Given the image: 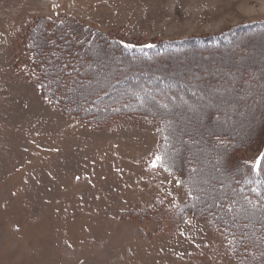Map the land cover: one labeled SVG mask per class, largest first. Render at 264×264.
<instances>
[{
  "label": "rangeland",
  "instance_id": "obj_1",
  "mask_svg": "<svg viewBox=\"0 0 264 264\" xmlns=\"http://www.w3.org/2000/svg\"><path fill=\"white\" fill-rule=\"evenodd\" d=\"M60 15L146 42L217 35L264 20V0H0V264H234L221 233L200 216L177 213L182 185L151 157L156 120L130 117L110 127L83 126L50 105L26 78L21 35L37 17ZM81 36L85 51L78 60H90L92 68L79 75L91 78L79 90L82 99L92 100L114 81L122 62L115 59L118 53L106 51L110 44L104 39ZM248 41L224 53L221 63L179 67L200 80L235 71L226 75L229 92L234 86L243 90L247 71L255 83L244 92L262 98L248 110L240 106L241 97L218 96L223 85L211 83L208 95L218 98L207 106L200 102L202 110L191 112L198 102H169L177 111L170 117L179 159L191 152L180 133L191 125L201 128L198 120L209 112L210 120L217 113H249L240 117L244 127L264 130V35Z\"/></svg>",
  "mask_w": 264,
  "mask_h": 264
},
{
  "label": "trees",
  "instance_id": "obj_2",
  "mask_svg": "<svg viewBox=\"0 0 264 264\" xmlns=\"http://www.w3.org/2000/svg\"><path fill=\"white\" fill-rule=\"evenodd\" d=\"M82 34L107 41L110 47L106 51L118 53L115 59L122 62L114 81L101 86L92 100L82 99L85 93L79 90L80 83L84 86L91 79H79L91 65L90 60H78L85 51ZM260 35H264V20L247 21L217 35L137 42L105 34L74 16H39L20 37L21 63L26 78L50 105L83 126L110 127L130 117L156 120L157 144L151 157L167 172L184 178V199L176 206L177 213L200 216L213 231L221 233L234 264H264V130L244 127L240 117L246 118L249 113L234 116L229 110V118L217 113L210 120L209 112L205 119L198 120L201 128L191 125L180 133L181 141L191 147L188 157L181 160L171 130L174 122L170 115L177 111L169 104L183 100L189 106L196 102L207 106L204 102L224 94L241 97L240 106L248 110L262 104L260 95L244 92L255 83L253 74L247 71L243 90L234 86L229 92L225 89L231 85L226 75L233 76L235 71L200 80L179 68L198 62L221 63L224 53ZM211 83L223 85L218 96L208 95ZM199 104L191 112L202 110ZM208 166L214 171L207 170ZM207 175L210 178H205ZM205 188H210L207 193ZM200 189L204 195L199 194Z\"/></svg>",
  "mask_w": 264,
  "mask_h": 264
},
{
  "label": "built area",
  "instance_id": "obj_3",
  "mask_svg": "<svg viewBox=\"0 0 264 264\" xmlns=\"http://www.w3.org/2000/svg\"><path fill=\"white\" fill-rule=\"evenodd\" d=\"M172 177L175 179V181H174L175 185L180 186V185L183 184V182H184V178H183L181 175H179V174H177V173H173V176H172ZM142 181H143V180L140 179V178L137 180L138 183H141ZM137 182H136V183H137ZM170 184H171V185H174L173 182H170ZM175 185H174V186H175ZM151 186L157 188V187L160 186V184L154 182L153 184H151ZM167 186H168V185H167ZM164 187H165V184H163L162 188H164ZM173 198H177V196H175V197H173ZM182 220H185V219H182ZM187 220L190 221L191 218H190V219H187ZM179 222H180V220H179Z\"/></svg>",
  "mask_w": 264,
  "mask_h": 264
}]
</instances>
